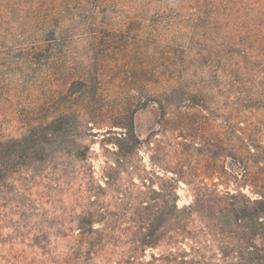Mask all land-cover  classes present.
Segmentation results:
<instances>
[{"label": "rangeland", "instance_id": "1", "mask_svg": "<svg viewBox=\"0 0 264 264\" xmlns=\"http://www.w3.org/2000/svg\"><path fill=\"white\" fill-rule=\"evenodd\" d=\"M0 12L9 32L36 40L53 32L62 43L47 53L58 65L5 70L19 114L0 109V126L12 137L24 131L19 115L46 102L78 112L46 142L44 170L63 187L46 204L51 213L63 214L61 200L68 207L82 197L89 163L107 189L104 205L114 210L126 199L128 164L149 176L180 178V207L205 184L226 181L230 162L245 160L251 174L257 171L264 154V107L256 106L264 97V64H248L244 53L261 55L264 0H4ZM89 72L98 74L89 89L97 92L94 110L80 104ZM85 146L82 161L74 155ZM65 249L60 243L59 251ZM1 264L55 263L26 246L22 257Z\"/></svg>", "mask_w": 264, "mask_h": 264}, {"label": "trees", "instance_id": "2", "mask_svg": "<svg viewBox=\"0 0 264 264\" xmlns=\"http://www.w3.org/2000/svg\"><path fill=\"white\" fill-rule=\"evenodd\" d=\"M6 26L0 12V109L19 114V106L8 96L15 90L5 70L14 64L36 67L53 61L58 65L47 53L62 43L53 32L36 40L11 33ZM260 41L261 55L253 58L244 53L248 64H264L263 35ZM97 77L96 72L82 77L84 109L94 106L97 92L89 89L95 88L96 83H90ZM54 103L19 115L24 129L19 137L6 136L0 126V264L22 257L26 246L40 248L44 258L55 264H95L99 259L110 264H264V161L260 160L264 154H259L254 174L250 162H230L224 168L226 181L205 184L183 207L178 205L180 178L149 176L147 170L129 164L122 209L105 206L107 189L96 180L89 163L82 197L68 207L61 200L63 214L51 213L46 204L53 203L63 187L44 170L50 156L46 142L59 137L71 113H78L73 106L53 108ZM256 106L264 107V97ZM134 133L136 137L133 127V138ZM89 149L85 146L74 156L87 160ZM106 181L110 184L109 178ZM34 218L37 224L31 222ZM66 220L72 224H65ZM60 243L66 247L62 252Z\"/></svg>", "mask_w": 264, "mask_h": 264}]
</instances>
